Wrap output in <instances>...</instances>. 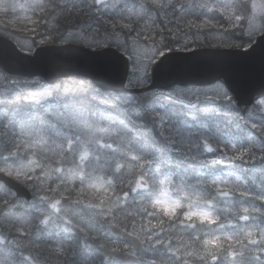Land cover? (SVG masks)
I'll return each instance as SVG.
<instances>
[{"label": "snow or ice", "instance_id": "1", "mask_svg": "<svg viewBox=\"0 0 264 264\" xmlns=\"http://www.w3.org/2000/svg\"><path fill=\"white\" fill-rule=\"evenodd\" d=\"M0 264H264V0H0Z\"/></svg>", "mask_w": 264, "mask_h": 264}, {"label": "water", "instance_id": "2", "mask_svg": "<svg viewBox=\"0 0 264 264\" xmlns=\"http://www.w3.org/2000/svg\"><path fill=\"white\" fill-rule=\"evenodd\" d=\"M259 40V37L256 38V41ZM253 44L256 47V51L253 53L251 49H215L212 47L196 48L193 51L189 52H176L175 55L178 57H190L192 58V63L198 67L210 68L213 66V61H220L225 67L229 68L237 80L243 82H255L259 83L260 73H261V48L257 46V43ZM36 51H39V48L33 53L35 58V63L30 64L28 61H25L23 67L19 68L21 78H40L39 76L32 77L30 74L37 69H42L46 64L47 60L56 55L54 52L47 54H41L36 56ZM214 53H218L216 56H213ZM78 62L87 66L89 64V58L85 55H80L77 57ZM194 83H189V85L195 86H205L210 85L208 80L211 79V75L197 76L192 78ZM157 85L167 82L166 80L157 78L154 81ZM101 83L109 85L111 81L102 80ZM135 91V90H133ZM243 95L241 99H243Z\"/></svg>", "mask_w": 264, "mask_h": 264}, {"label": "rangeland", "instance_id": "3", "mask_svg": "<svg viewBox=\"0 0 264 264\" xmlns=\"http://www.w3.org/2000/svg\"><path fill=\"white\" fill-rule=\"evenodd\" d=\"M184 31L186 32L187 29H184ZM194 31V30H193ZM18 40H19V43H22V44H26L28 42V38L26 37L25 34L21 33L19 34V37H18ZM256 40L253 41V44L255 43ZM219 41L218 40H215L213 41L211 38H210V43H218ZM237 43H240L241 41H236ZM204 44L203 42L200 43V45ZM196 46V45H193V49L195 48H201L202 46ZM232 49H249L247 47L245 48H232ZM23 79H29V78H23ZM33 79V78H31ZM34 79H39V78H34ZM189 87H197V88H209L211 87V85H205V86H189Z\"/></svg>", "mask_w": 264, "mask_h": 264}, {"label": "trees", "instance_id": "4", "mask_svg": "<svg viewBox=\"0 0 264 264\" xmlns=\"http://www.w3.org/2000/svg\"><path fill=\"white\" fill-rule=\"evenodd\" d=\"M200 46H202V47H209L208 45H206V44H202V45H200Z\"/></svg>", "mask_w": 264, "mask_h": 264}]
</instances>
